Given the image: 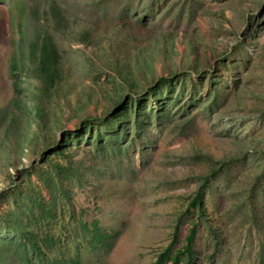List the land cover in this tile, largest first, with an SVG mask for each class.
Wrapping results in <instances>:
<instances>
[{"label": "rangeland", "instance_id": "obj_1", "mask_svg": "<svg viewBox=\"0 0 264 264\" xmlns=\"http://www.w3.org/2000/svg\"><path fill=\"white\" fill-rule=\"evenodd\" d=\"M74 259L264 264V0H0V264Z\"/></svg>", "mask_w": 264, "mask_h": 264}, {"label": "trees", "instance_id": "obj_2", "mask_svg": "<svg viewBox=\"0 0 264 264\" xmlns=\"http://www.w3.org/2000/svg\"><path fill=\"white\" fill-rule=\"evenodd\" d=\"M34 7H36L35 11L38 10V7L36 5H34ZM57 8V6H55ZM57 14L59 16L60 13L59 11L57 10ZM21 15H23V13H21ZM25 21L22 20L20 22V27L22 29V31L25 33ZM41 46V47H40ZM40 48V52L38 53L39 54V60H40V67H41V70L46 73V76L48 78V80L50 81V83H54V79L55 78H61L58 73H59V70L61 68V64H60V52L57 48V43L56 41L54 40V34L51 33V32H46L42 38H41V41L40 42H37L36 44H33V47H32V52L34 51V53L37 52V50H39ZM13 63L15 65V58L13 60ZM140 113L141 111H143V109L139 110ZM202 202H203V199H202V195L201 193L196 196L193 201L191 202L190 206L191 207H197V206H200L202 207ZM195 226V225H194ZM194 227L191 229V233L190 235L188 236V239H189V243L187 244L186 246V249L187 251L189 252V255L190 257H194V253H193V249H192V242L191 240H193V236H194ZM54 264H80V260L79 259H74V260H69V261H56L54 262Z\"/></svg>", "mask_w": 264, "mask_h": 264}]
</instances>
